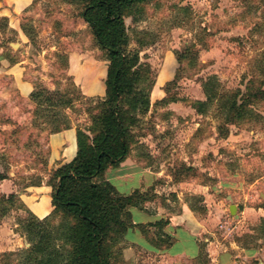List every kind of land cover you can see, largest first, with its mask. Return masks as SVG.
<instances>
[{
    "label": "rangeland",
    "instance_id": "374dc122",
    "mask_svg": "<svg viewBox=\"0 0 264 264\" xmlns=\"http://www.w3.org/2000/svg\"><path fill=\"white\" fill-rule=\"evenodd\" d=\"M81 12L80 0H0V264L26 256L22 200L55 170L52 135L71 129L75 144L77 132L89 140L101 112L104 94L87 88L108 62ZM123 22L128 52L138 56L137 88L149 100L143 115L123 105L136 119L128 159L156 176L142 208L174 212L179 198L201 206L198 190L264 211V0H146ZM12 67L22 82L7 73ZM43 91L51 105L45 93L33 101ZM228 99L244 107L232 112ZM65 143L57 140L56 155ZM9 195L12 203L3 202ZM253 230L244 245L264 240V220ZM126 248L124 240L111 246L114 264H134L123 261ZM134 255L160 264L154 253Z\"/></svg>",
    "mask_w": 264,
    "mask_h": 264
},
{
    "label": "trees",
    "instance_id": "16d2710c",
    "mask_svg": "<svg viewBox=\"0 0 264 264\" xmlns=\"http://www.w3.org/2000/svg\"><path fill=\"white\" fill-rule=\"evenodd\" d=\"M143 1L80 0L81 18L108 62L101 112L92 118L95 128L91 138L87 140L77 132L74 158L49 174L46 185L51 189L52 212L41 220L29 212V219L23 222L29 248L22 264H114L111 246L123 240L133 227L129 209H142L148 199L146 191L120 195L103 179L108 169L117 167L129 155L130 129L136 119L127 115L123 105L128 104L139 115L149 106L147 95L137 88L141 75L138 56L128 52L123 22L126 10ZM42 93L51 105L47 91L33 94V101ZM227 105L232 112L244 107L231 99ZM229 123L233 121L229 119ZM13 199V195L2 198L5 203ZM53 217L58 218L57 224L51 222ZM164 224L159 221L147 227L160 230ZM156 239H160L158 245L154 240L152 243L157 248L170 244L169 238L157 235Z\"/></svg>",
    "mask_w": 264,
    "mask_h": 264
},
{
    "label": "crops",
    "instance_id": "0c3cea01",
    "mask_svg": "<svg viewBox=\"0 0 264 264\" xmlns=\"http://www.w3.org/2000/svg\"><path fill=\"white\" fill-rule=\"evenodd\" d=\"M17 7L15 5V8ZM105 72L101 80L106 77ZM7 73L13 75L16 83L22 82L20 79L22 72H17L15 67L7 70ZM99 79L94 76L95 85L87 88L91 92L88 93L89 95L104 94V83L101 80L98 81ZM59 138L66 143L60 147V152L56 155L57 151L53 146L56 147ZM75 145V135L71 129L52 135L49 160L50 164L52 162V169L69 163L74 158ZM103 179L116 191L117 187L112 184L113 182L118 187H123L124 193L117 191L120 195H129L135 190L145 192L151 188L156 176L127 157L117 167L108 169ZM31 189L34 194L27 195L22 201L28 211L41 220L53 209L51 189L45 185ZM194 193L200 195L201 206L179 198L181 202L174 212H166L159 208L154 211L130 208L133 227L125 233L123 238L127 245L122 253L123 261L131 260L134 264H139L138 256L134 255V252H137L139 254L154 253L160 264H244V261L264 264V240L260 236L255 240L257 246L244 245V241H248L253 234V227L257 221L264 220V211L259 207L257 209L249 206L239 208L237 201L229 196L225 197V202H228V197L230 198L229 203L225 204L216 193L201 194L198 190ZM165 201L168 203L167 199ZM231 204L235 206V216L229 212ZM37 209L44 210V213L38 215ZM159 221L165 222L160 230L147 227ZM141 228H144V231ZM157 235L162 239L169 238L170 244L161 248L155 247L152 240L156 239Z\"/></svg>",
    "mask_w": 264,
    "mask_h": 264
},
{
    "label": "water",
    "instance_id": "95a60500",
    "mask_svg": "<svg viewBox=\"0 0 264 264\" xmlns=\"http://www.w3.org/2000/svg\"><path fill=\"white\" fill-rule=\"evenodd\" d=\"M12 46H15V44H13ZM228 199L230 200V198L228 197ZM235 206L234 205H230V207H229V212H230V214L231 215H233V216H235Z\"/></svg>",
    "mask_w": 264,
    "mask_h": 264
},
{
    "label": "bare ground",
    "instance_id": "6f19581e",
    "mask_svg": "<svg viewBox=\"0 0 264 264\" xmlns=\"http://www.w3.org/2000/svg\"><path fill=\"white\" fill-rule=\"evenodd\" d=\"M38 213V212H37Z\"/></svg>",
    "mask_w": 264,
    "mask_h": 264
}]
</instances>
